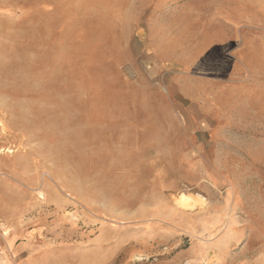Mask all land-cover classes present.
<instances>
[{
    "label": "rangeland",
    "instance_id": "rangeland-1",
    "mask_svg": "<svg viewBox=\"0 0 264 264\" xmlns=\"http://www.w3.org/2000/svg\"><path fill=\"white\" fill-rule=\"evenodd\" d=\"M23 245L264 264V0H0V258Z\"/></svg>",
    "mask_w": 264,
    "mask_h": 264
},
{
    "label": "crops",
    "instance_id": "crops-1",
    "mask_svg": "<svg viewBox=\"0 0 264 264\" xmlns=\"http://www.w3.org/2000/svg\"><path fill=\"white\" fill-rule=\"evenodd\" d=\"M217 15L219 20L218 25L241 24V16L236 12L234 4L228 8L219 9ZM51 250L47 247L36 245H23L1 257L0 264H63L62 262H58L53 255L57 254L56 251Z\"/></svg>",
    "mask_w": 264,
    "mask_h": 264
},
{
    "label": "bare ground",
    "instance_id": "bare-ground-1",
    "mask_svg": "<svg viewBox=\"0 0 264 264\" xmlns=\"http://www.w3.org/2000/svg\"><path fill=\"white\" fill-rule=\"evenodd\" d=\"M181 201V200H180Z\"/></svg>",
    "mask_w": 264,
    "mask_h": 264
}]
</instances>
